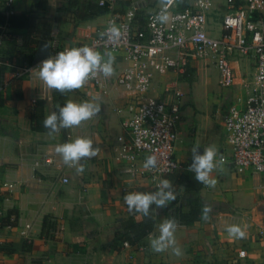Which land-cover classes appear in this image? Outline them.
<instances>
[{"label":"crops","instance_id":"0c3cea01","mask_svg":"<svg viewBox=\"0 0 264 264\" xmlns=\"http://www.w3.org/2000/svg\"><path fill=\"white\" fill-rule=\"evenodd\" d=\"M40 1L0 0V12L8 8L14 12L34 10L53 23L51 45L56 41L71 47L94 37L114 12L123 9L121 3L114 9L101 7L103 13L77 20L75 11L69 10L70 0H46L39 7ZM125 1L136 7L139 26L161 4V0ZM221 18V9L210 15L217 34ZM1 30L9 35L0 41V208L3 217L16 212L17 224L0 223V264H264V239L258 236L264 225V178L236 172L224 138L228 109L244 96L241 80L233 87L222 88L218 69L199 59L191 60L187 74H155V96L163 95L168 86L184 93L176 148L180 168L166 178L177 188L179 172L189 168L194 146L203 151L215 145L226 163L223 171L213 173L215 188L203 185L200 190L202 205L213 208L210 219L179 225L176 230L182 256L153 252L150 234L143 239L145 251L137 245L114 251L110 246L119 223L137 215L129 212L124 195L156 190L147 178L128 171L126 162L115 159L124 134L118 108L126 107L127 102L116 84L118 70L124 65L122 54H113L115 72L109 77L108 93L84 85L68 96L73 102L98 97L100 114L79 127L50 136L43 121L57 105L54 90L39 79L38 70L32 71L37 67L29 61L30 50L22 46V31L0 24ZM38 45L33 46L35 53ZM252 64L244 57H237L235 62L240 75L249 73ZM26 66L33 67L19 75L18 70ZM78 137L91 138L101 148L96 158L82 161L85 170L81 174L66 166L55 152L56 145ZM63 176L69 178L68 183H61ZM5 183L16 185L9 188ZM159 215L151 232L154 235L166 218L162 210ZM46 217L51 222L44 228ZM232 225L240 226L244 236L229 234L227 229ZM241 249L246 250L245 257L239 256Z\"/></svg>","mask_w":264,"mask_h":264},{"label":"built area","instance_id":"2783aa9c","mask_svg":"<svg viewBox=\"0 0 264 264\" xmlns=\"http://www.w3.org/2000/svg\"><path fill=\"white\" fill-rule=\"evenodd\" d=\"M120 1L123 0H98V3L114 9ZM162 7L160 4L150 13L146 24L139 29H135V6L114 12L94 37L79 45L61 46L55 41L51 45V57L65 48L83 45L95 46L102 53L107 50L122 54L124 65L118 70L116 84L127 102L126 107L118 108L122 113L124 134L115 159L126 162L128 171L147 178L155 189L160 179L180 168L176 148L184 97L181 90L169 86L164 88L163 95L155 96L152 93L155 74L170 71L183 74L191 60L199 59L218 69L221 87H233L241 80L244 96L228 109L224 138L234 170L264 178V0H173L167 8L169 19L165 23L154 19ZM217 9L222 10L219 34L210 19ZM110 26L119 30V36L110 39L106 34L101 37ZM237 57L253 62L249 73L239 74L235 66ZM39 64L34 63V67ZM32 67L20 68L19 75L29 73ZM108 82L109 77L100 74L85 85L108 93ZM2 90L0 84V92ZM150 155L157 157L156 170L143 167L145 158ZM47 160L53 161L52 158ZM60 181L68 183L69 178L63 176ZM4 185L13 188L16 184ZM2 216L0 208V218ZM258 236L264 239V225ZM129 246L128 241L123 242V248ZM137 247L142 251L147 249L144 243ZM239 256L245 257L246 250L241 249Z\"/></svg>","mask_w":264,"mask_h":264},{"label":"clouds","instance_id":"9594fccd","mask_svg":"<svg viewBox=\"0 0 264 264\" xmlns=\"http://www.w3.org/2000/svg\"><path fill=\"white\" fill-rule=\"evenodd\" d=\"M173 0H161L162 10L154 18L155 21L165 23L169 19L167 8ZM109 35V38L119 36V30L110 26L107 33H101V37ZM49 45L45 44L47 48ZM115 56L111 51H98L95 46L83 45L80 47L65 48L55 56L43 60L36 69L38 76L43 83L52 90L61 94L81 89L90 79L102 74L105 78L114 74ZM102 111L98 97H92L83 102L68 100L58 110L48 114L43 126L48 129V135L54 136L61 130L79 127L82 123L98 116ZM199 146L191 150L192 163L189 171L195 174V180L210 188H215L217 180L213 173L223 171L225 158L219 153L215 145L203 148ZM101 148L94 144L88 137H78L75 140L58 144L55 152L62 157L63 163L74 168L77 174L85 170L82 161L91 160L98 156ZM143 167L148 170H156L158 161L155 155L145 158ZM177 199V190L171 180L160 179L154 191H132L124 195V202L130 213L139 214L142 217L155 219L160 210L167 207L169 202ZM213 208L204 204L201 209V219L207 221ZM178 221L173 218H165L158 225V235H150L149 246L155 253L170 252L177 257L183 255V250L178 246L175 233L178 228ZM227 231L231 235L243 237L244 232L238 225L229 226Z\"/></svg>","mask_w":264,"mask_h":264},{"label":"trees","instance_id":"16d2710c","mask_svg":"<svg viewBox=\"0 0 264 264\" xmlns=\"http://www.w3.org/2000/svg\"><path fill=\"white\" fill-rule=\"evenodd\" d=\"M46 0H41L39 7ZM123 9L129 6L125 0L120 1ZM183 4L182 7H184ZM102 6L99 5L98 0H70L69 10L75 11V19L85 20L96 14H101ZM106 9V8H105ZM11 8H8L5 12H0V24L4 25L9 29L21 30L22 31V46L30 50L29 61L32 63L35 57V49L33 46L38 44L40 40L53 39L52 32L54 29L51 19L48 17H43L37 14L36 11H25V12H14ZM76 10H81L80 13ZM72 11V12H73ZM136 19L135 27L139 25V21ZM146 23H144L145 25ZM143 25V26H144ZM143 26H139L143 27ZM9 35V34H7ZM6 32L0 31V41H2L6 36ZM5 36V37H4ZM190 68V67H189ZM189 71L186 70L183 74H187ZM75 91V90H74ZM73 91L61 94L54 90V102L57 104L54 110H58L67 101L68 96ZM0 92V96H1ZM203 184L198 183L195 180V174L189 171L186 167L180 170L178 175V186L177 199L175 201L169 202L168 206L162 209V215L166 218H175L179 225H190L197 220L201 219V209L202 201L200 197V190ZM14 216L15 219L11 220ZM17 214L14 211H10L6 217L0 218V223L4 225H16L17 224ZM160 215H157L155 219H149L142 217L141 215L131 216L128 219L121 221L115 231V236L111 242L110 248L114 251H119L122 248L123 242L128 241L131 245L143 244V239L151 233L157 223V219ZM51 222V219L46 217L44 219V228L47 224Z\"/></svg>","mask_w":264,"mask_h":264},{"label":"water","instance_id":"95a60500","mask_svg":"<svg viewBox=\"0 0 264 264\" xmlns=\"http://www.w3.org/2000/svg\"><path fill=\"white\" fill-rule=\"evenodd\" d=\"M45 44H48L49 46L47 48H45L44 47ZM50 57H51V42L49 40H40L33 62L34 63H41L43 60L50 58ZM191 163H192V159L189 163V167H190Z\"/></svg>","mask_w":264,"mask_h":264},{"label":"rangeland","instance_id":"374dc122","mask_svg":"<svg viewBox=\"0 0 264 264\" xmlns=\"http://www.w3.org/2000/svg\"><path fill=\"white\" fill-rule=\"evenodd\" d=\"M146 20H147V19H146ZM219 20H220V19H217L216 22L219 21ZM142 21H144V23H146L145 20H142ZM144 23H143L141 26H143ZM138 27H139V25H137V26L135 27V29H139ZM250 69H252V66H251V65H250ZM215 70H216V69H215ZM214 73H216V72L214 71ZM218 84H219V83H218ZM219 86H220V85H219ZM220 87H221V86H220ZM222 88H223V87H222Z\"/></svg>","mask_w":264,"mask_h":264}]
</instances>
